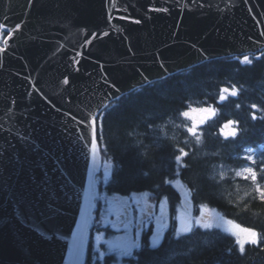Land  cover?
<instances>
[{"label": "water", "instance_id": "1", "mask_svg": "<svg viewBox=\"0 0 264 264\" xmlns=\"http://www.w3.org/2000/svg\"><path fill=\"white\" fill-rule=\"evenodd\" d=\"M0 25V264H83L96 115L149 82L263 49L264 0H0Z\"/></svg>", "mask_w": 264, "mask_h": 264}, {"label": "trees", "instance_id": "2", "mask_svg": "<svg viewBox=\"0 0 264 264\" xmlns=\"http://www.w3.org/2000/svg\"><path fill=\"white\" fill-rule=\"evenodd\" d=\"M244 56L251 63H242ZM224 88L238 95L221 92ZM221 95L226 99L219 101ZM192 106L212 110L197 128L199 144L179 119ZM234 130L239 133L235 137ZM96 138L103 160L110 163L103 189L120 195L144 193L148 213L163 202L171 218L159 247H149L148 226L130 264H264V203L254 199L250 177L235 173L245 164L244 150L254 149L256 163L251 166L264 186V49L204 61L122 95L97 117ZM181 147L189 153L184 168L175 161ZM184 203L194 214L205 206L256 229L259 244H246L241 255L235 238L218 229L194 226L191 234H176L174 217ZM105 231L108 236L110 230ZM112 259L105 256L107 263Z\"/></svg>", "mask_w": 264, "mask_h": 264}, {"label": "rangeland", "instance_id": "3", "mask_svg": "<svg viewBox=\"0 0 264 264\" xmlns=\"http://www.w3.org/2000/svg\"><path fill=\"white\" fill-rule=\"evenodd\" d=\"M192 108L202 109V107H197V106H192L190 109H192ZM190 109H188V110H190ZM208 109H209V111H207V114H208V116H210L212 114V110L210 108H208ZM188 110H186V111H188ZM197 112H199V111H197ZM190 115H191L192 118H185V117H182V116L179 117V119L181 121H183L185 126H187V127L192 125L193 120L197 123L198 127H200L202 124L205 123V122L204 123H200L201 120L206 121L205 118L196 119L194 117L193 113H190ZM249 150H250V148H246L244 150V153L242 154V156L243 157H247V156H250V155L253 156L254 149H251L253 151H249ZM245 166H251L250 161H248L247 159H245V164L243 166H241L240 168H238L235 173L241 171ZM243 175H246V174L242 173L241 176H243ZM106 199L107 198H105V201H106ZM112 199H113V201H112ZM131 199L134 202L138 203V205H140L139 208L137 207V214H139V217L141 216V218H142V217L146 216L144 213L142 214V211L145 209V205H147L145 203L146 195L144 193H133V194H130V200ZM107 200L109 201L108 207H110L111 205L112 206L113 205L116 206L117 204H120L119 202L122 200V198L120 197L119 199H116V196L112 195V198L110 196ZM127 200H129V199H127ZM112 203H114V204H112ZM115 206H113V207H115ZM124 209H125V207L122 206L121 210H124ZM136 216L137 215L131 217V219H132L131 222L135 221ZM198 217L201 219L202 222L211 223L213 225V227L210 230L218 229V230L227 232L226 230L230 227L227 224V220L228 219L223 217L216 210L203 206V207H201V210L197 211V213L194 214L192 212V210H191V206H189L188 203H184L181 207H179V209H178V211H177V213H176V215L174 217V223L176 222V227H177L178 233H181L180 229H182V227L184 226V224H182L181 221H183L185 224L186 223H192L193 226H194V225H196L195 224V220ZM141 218H140V220L138 221V224H137L138 227H139V230H142V227H143L142 223L144 222L143 220H141ZM151 218H152L151 219L152 221L154 219V225L155 226L153 228V234L150 236V240L152 242H154V241H157L161 237V233L168 226V221H169L168 220V215H167V212L164 210L163 204H162L161 207H159V212L152 213ZM146 219H147V221H149L148 220L149 216H146ZM119 221H120V219H118L116 221V224L113 226V229L114 230H118V231H116V234H113L114 237L108 241V242H110V245L111 244L112 245L115 244V246H117V247H114V253H115L114 257H115V259L117 261L115 260L114 262H109L108 264H130L127 260L123 259V257H125V256L120 255V252H121L123 246H126L128 244L134 243L135 242V238L133 236L130 238L128 235L122 234L123 231L119 227ZM96 235H98V238H99V236L101 234L96 233L95 236ZM241 238H243V234H241ZM100 242H102L101 238H100ZM112 250H113L112 247L109 246V249L107 251L109 252V251H112ZM130 256H128V257H130Z\"/></svg>", "mask_w": 264, "mask_h": 264}, {"label": "snow or ice", "instance_id": "4", "mask_svg": "<svg viewBox=\"0 0 264 264\" xmlns=\"http://www.w3.org/2000/svg\"><path fill=\"white\" fill-rule=\"evenodd\" d=\"M5 26L0 25V30H2ZM20 28V25H16V29L18 30ZM0 51H2V49H0ZM242 63H251V61L249 60L248 56H244L243 60L241 61ZM65 84H68L69 81L67 79L64 80ZM221 92H230V94L232 96H236L238 95V92L235 90H229L227 88H224L221 90ZM226 97L221 95L219 97V101H223L225 100ZM240 105L238 104L237 107H239ZM251 107L253 109L257 108V105L253 104L251 105ZM207 112L209 111L208 108H202V109H195L192 108L188 111H182L180 113V115L182 117L185 118H192L190 113L192 112ZM257 117L255 114L252 115V119L255 120ZM204 120H201L200 123H204ZM237 123L235 121H229L228 125ZM92 126H93V131H92V146L93 148L96 147V135H95V121L92 122ZM197 123L193 120V123L191 126H188L185 128V131L188 133V135L192 138L195 139L196 143L199 144L201 142V136L198 134L197 132ZM239 133L238 131L234 130L232 132L233 137L237 136ZM249 151H253V150H249ZM179 154L175 155V161L177 164L180 165L181 168L187 167V164L184 162V158L189 156V153L185 151V149L183 147L178 149ZM245 159H247L248 161H250V163L252 165H254L256 163V161L254 160L253 156H247L245 157ZM261 173H264V167H262L260 169ZM244 173L246 175H243V179H251V181L254 184V189H255V197L254 199L259 200L260 202L264 203V186H261V184L258 182V176H257V171L254 167L252 166H245L241 171L237 172L236 175L237 176H241V174ZM264 178V177H262ZM221 179H223V174H221ZM246 195H250L248 193H246ZM247 207V205L245 206ZM182 224H184V226L182 227V229H180L181 235H187V234H191L193 231V224L192 223H184L183 221H181ZM195 224L198 225L199 227H202L204 229H211L213 227V225L211 223H207V222H202L201 219L198 217L195 220ZM227 224L230 226L226 231L232 236L234 237V244L236 245L239 253L241 255L244 254L245 252V245L246 244H251V245H258L260 242V236L261 234L254 228H250V227H245L242 226L239 223H236L235 221L229 219L227 220ZM241 234H243V238H241ZM137 247V245L135 243H131L128 244L126 246L122 247V250L120 252V255L123 256H130L131 253V249ZM149 247H159L158 245H156L155 243H153L152 245H149Z\"/></svg>", "mask_w": 264, "mask_h": 264}, {"label": "flooded vegetation", "instance_id": "5", "mask_svg": "<svg viewBox=\"0 0 264 264\" xmlns=\"http://www.w3.org/2000/svg\"><path fill=\"white\" fill-rule=\"evenodd\" d=\"M128 197V196H127ZM122 203H128L127 200H122ZM115 206V205H113ZM109 207L106 209V213H109L108 217L105 219V226H109L111 227L112 220L117 221L118 219H120L119 221V225L122 228H126L127 232L125 233V235L127 234L128 236H130L131 234H133V229L131 228V226H133L128 220L129 217V212H127L126 210L121 211L119 205H116L115 207ZM126 212V213H125ZM122 218V220H121ZM116 223V222H115ZM99 239L97 238V240L93 243L91 242L88 248V257L89 260L92 261V264H96V256L99 254L103 253V249L104 246L99 244ZM133 252L135 251V248H132ZM105 256V255H104ZM130 258V257H129ZM99 262V260H98ZM107 263V260H103V264Z\"/></svg>", "mask_w": 264, "mask_h": 264}, {"label": "bare ground", "instance_id": "6", "mask_svg": "<svg viewBox=\"0 0 264 264\" xmlns=\"http://www.w3.org/2000/svg\"><path fill=\"white\" fill-rule=\"evenodd\" d=\"M142 236H146V235H142ZM144 238V237H143ZM147 240V239H146ZM110 259V258H109Z\"/></svg>", "mask_w": 264, "mask_h": 264}]
</instances>
